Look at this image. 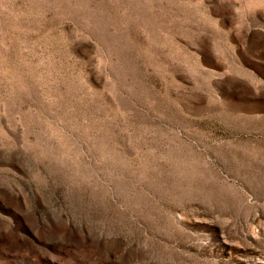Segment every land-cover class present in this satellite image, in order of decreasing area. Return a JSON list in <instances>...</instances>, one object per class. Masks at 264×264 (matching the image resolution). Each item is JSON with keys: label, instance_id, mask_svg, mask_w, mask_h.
<instances>
[{"label": "rangeland", "instance_id": "1", "mask_svg": "<svg viewBox=\"0 0 264 264\" xmlns=\"http://www.w3.org/2000/svg\"><path fill=\"white\" fill-rule=\"evenodd\" d=\"M0 264H264V0H0Z\"/></svg>", "mask_w": 264, "mask_h": 264}]
</instances>
